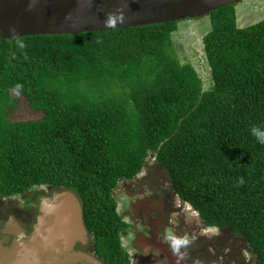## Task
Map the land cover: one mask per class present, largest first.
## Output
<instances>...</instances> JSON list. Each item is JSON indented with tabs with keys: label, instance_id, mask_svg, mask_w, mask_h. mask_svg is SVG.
<instances>
[{
	"label": "trees",
	"instance_id": "obj_1",
	"mask_svg": "<svg viewBox=\"0 0 264 264\" xmlns=\"http://www.w3.org/2000/svg\"><path fill=\"white\" fill-rule=\"evenodd\" d=\"M208 15V85L179 57L180 21L0 39V196L73 192L97 253L132 264L115 192L153 158L205 226L264 264V145L251 131L264 128V19L241 25L231 4ZM14 91L42 119L10 120Z\"/></svg>",
	"mask_w": 264,
	"mask_h": 264
},
{
	"label": "rangeland",
	"instance_id": "obj_2",
	"mask_svg": "<svg viewBox=\"0 0 264 264\" xmlns=\"http://www.w3.org/2000/svg\"><path fill=\"white\" fill-rule=\"evenodd\" d=\"M235 8L239 14L238 20L241 25H247L248 21L251 24L264 19V0H244L242 3L236 5ZM178 24L179 28L175 40L176 42L178 41L179 57L184 62L192 61L197 65L208 85L210 83V70L204 57L203 37L212 27L211 18L209 15H206L200 18L181 20ZM13 96L15 106L9 111L8 116L10 120L42 119L43 112L32 109L27 99L21 93L14 91ZM146 164L147 173L144 167L135 182L132 183L131 180H126L116 190L119 210L131 225V228L129 227L126 231L127 234H124L123 240L125 247L132 255L142 254V250L138 246V241L142 234L137 233L135 230V228H139L153 243L161 242L157 237H164L166 240L169 234L177 238H184L186 236L190 241L189 244L183 245L179 249L184 254L189 255V252L192 253L206 247V254L201 253L200 258L196 261L188 260L185 264L256 263L257 258L247 240L236 235L230 229L205 226L200 214L192 205L182 201L178 197L170 180L166 178L161 179L157 183L159 185L155 184L158 177L150 172L159 169V163L151 158ZM143 179H146L147 183L143 182L142 185L135 184ZM152 182L155 183L150 185ZM50 188V186H42L39 189L36 187L26 195L32 201L35 199L39 201L41 197L42 199L52 197L50 196ZM135 188L136 192H133ZM61 192L63 191H59V193ZM24 198L25 195L12 198L0 196V221L12 218L8 212L11 208L18 211L27 209L28 207L23 206V201L29 200ZM178 207L181 210L177 211ZM163 220L166 223L162 222ZM152 228H155V230L153 231ZM34 230L30 226L29 231H32V234ZM168 241L167 239L165 243L173 250L170 241ZM148 253L153 256H162L164 262L167 259L161 254L160 250L154 249ZM176 255L179 256V253H176ZM22 256L28 258L29 254L22 251Z\"/></svg>",
	"mask_w": 264,
	"mask_h": 264
},
{
	"label": "water",
	"instance_id": "obj_3",
	"mask_svg": "<svg viewBox=\"0 0 264 264\" xmlns=\"http://www.w3.org/2000/svg\"><path fill=\"white\" fill-rule=\"evenodd\" d=\"M244 0H0V39L79 34L181 21ZM116 21L106 26L109 18ZM39 222L26 242L7 250L18 264H46V255L69 250L85 232L82 206L71 191L43 198ZM27 246L28 258L22 256ZM5 252V251H4ZM47 252V253H46ZM45 260V261H44ZM48 263V262H47ZM51 264V263H50Z\"/></svg>",
	"mask_w": 264,
	"mask_h": 264
},
{
	"label": "flooded vegetation",
	"instance_id": "obj_4",
	"mask_svg": "<svg viewBox=\"0 0 264 264\" xmlns=\"http://www.w3.org/2000/svg\"><path fill=\"white\" fill-rule=\"evenodd\" d=\"M158 168L159 169L155 170L154 172H150V173L155 174L158 177L157 182L156 183L152 182L150 185H153L154 183L157 184V183H159V181L161 179H165V178L170 180V183H171L170 176H169V174L166 173L167 171L164 170V168H162L160 165ZM145 170L147 173L146 167H145ZM138 175L135 178L128 179V180H131V182L133 183L137 180ZM150 175H148V176H150ZM139 177H141V176H139ZM124 181H126V180H124ZM143 182L147 183L146 179L139 180L138 183H135V184L142 185ZM157 185H159V184H157ZM41 187L42 186L37 187V189H39ZM158 188H159V186H158ZM138 190H140V189H138ZM59 191H62V189L59 187H51L50 188V196L53 197V195L56 193H59ZM116 192H115V194H116ZM133 192H136V188H135V191H133ZM15 196H19V195H15ZM15 196H13V197H15ZM21 196H23V195H21ZM116 196H118V195L116 194ZM4 198H12V197H4ZM24 199L29 200V201H23V203H24L23 206L28 207L27 209H22L21 211H18L16 209L11 208L10 210H8V212L10 213V216H12V218H10L8 220L0 221V247H3L6 250L11 249V247H13L14 245L16 247L17 244H21V243L28 241L27 239L31 238V235H32V233H31L32 231L31 232L29 231L30 226L34 230L35 226L39 222V217L42 214V212H41L42 197L39 198V201H37L36 199L34 201H32L25 194ZM78 199H79L80 204L82 206L83 222H84V227H85L86 233L83 236L79 237L69 250L65 249V245H61V250L60 251L54 250V252L51 253L50 257H49V254H45L47 257L45 259L46 264H50V263L51 264H107L106 260L103 257H101L96 251L93 235L90 233V231L87 227L85 218H84V209H83L82 201L79 197H78ZM182 201H184V200H182ZM184 202H186V201H184ZM179 210H181L180 207L177 208V211H179ZM120 214H121V212H120ZM127 214H128V212H127ZM121 216L127 222V220L125 219L123 214H121ZM162 222L166 223L165 220H163ZM129 227L131 228L130 223H128L127 229ZM127 229L122 232V245L124 246V248L129 253L131 260H132V264H173V262L178 263V264H185V262L188 260H195L196 261L198 258H200L201 253L206 254V252H207L206 247H204L200 250L193 251L192 253L189 252V255L184 254V252L182 250H180L179 256H178L170 248V246H168V244L165 243V241L167 239L165 240L164 237L159 238L156 236L159 239V241H161V242L153 243L152 241H150L147 238V236L144 234V232H142V230H140L139 228H135L137 233L142 234L139 241H138V246H139L140 250H142V254L132 255V253L129 252V250L125 247L124 240H123L124 234L125 235L127 234L126 233ZM152 229H153V231L155 230V228H152ZM20 246L22 247L21 248L22 251H28L27 246H25V245H24V247L22 245H20ZM4 249H3V255H4ZM154 249L160 250L161 254H163L167 258L166 259L167 262L166 261L164 262L162 256H160V255L153 256V255H150V253H148ZM143 254H146V255H143ZM14 260L15 259L12 257L11 258L7 257L4 261L6 264H16L14 262ZM18 264H20V262H18Z\"/></svg>",
	"mask_w": 264,
	"mask_h": 264
},
{
	"label": "clouds",
	"instance_id": "obj_5",
	"mask_svg": "<svg viewBox=\"0 0 264 264\" xmlns=\"http://www.w3.org/2000/svg\"><path fill=\"white\" fill-rule=\"evenodd\" d=\"M115 23H116V21L110 17L109 20L106 21V26H114ZM21 47H23L22 44H21ZM16 87H17V89H19L22 87V85L17 84ZM251 131H252V134L256 137L257 141L261 145H264V128L254 126L251 129ZM241 182H243V181H241ZM166 239H168L170 241L171 246L173 248V251L175 253H179L180 247L183 245H187L190 242L186 236L184 238H177L176 236H173L171 234H169L168 237H166Z\"/></svg>",
	"mask_w": 264,
	"mask_h": 264
},
{
	"label": "crops",
	"instance_id": "obj_6",
	"mask_svg": "<svg viewBox=\"0 0 264 264\" xmlns=\"http://www.w3.org/2000/svg\"><path fill=\"white\" fill-rule=\"evenodd\" d=\"M3 249H4L3 247H0V264H6L4 260H5V257L7 256V250L4 249L5 252L3 255ZM173 264H178V263L173 262Z\"/></svg>",
	"mask_w": 264,
	"mask_h": 264
}]
</instances>
